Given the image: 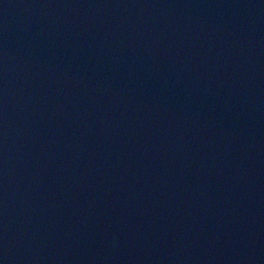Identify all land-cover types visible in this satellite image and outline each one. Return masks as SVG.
<instances>
[{
	"label": "water",
	"instance_id": "water-1",
	"mask_svg": "<svg viewBox=\"0 0 264 264\" xmlns=\"http://www.w3.org/2000/svg\"><path fill=\"white\" fill-rule=\"evenodd\" d=\"M0 264H264V0H0Z\"/></svg>",
	"mask_w": 264,
	"mask_h": 264
}]
</instances>
